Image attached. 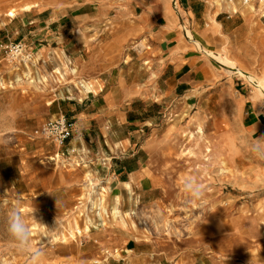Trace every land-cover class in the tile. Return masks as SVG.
Returning a JSON list of instances; mask_svg holds the SVG:
<instances>
[{"label":"rangeland","instance_id":"1","mask_svg":"<svg viewBox=\"0 0 264 264\" xmlns=\"http://www.w3.org/2000/svg\"><path fill=\"white\" fill-rule=\"evenodd\" d=\"M17 43L25 64L0 51V264H28L3 231L10 207L34 248L51 237L43 264H264L249 150L264 137V0H0V45ZM94 93L84 139L32 135Z\"/></svg>","mask_w":264,"mask_h":264},{"label":"clouds","instance_id":"2","mask_svg":"<svg viewBox=\"0 0 264 264\" xmlns=\"http://www.w3.org/2000/svg\"><path fill=\"white\" fill-rule=\"evenodd\" d=\"M250 152L256 159L264 161V137L255 139L249 144ZM182 192L191 202H202L207 197L205 186L196 178H186L182 185ZM55 223L57 224V218ZM3 231L13 243L16 250L27 255L28 264H43L46 247L51 245V237L46 242H41L40 247H33V237L29 224L17 207H10L5 214ZM54 230H50L52 232ZM42 237V238H43ZM41 238V240H42Z\"/></svg>","mask_w":264,"mask_h":264},{"label":"built area","instance_id":"3","mask_svg":"<svg viewBox=\"0 0 264 264\" xmlns=\"http://www.w3.org/2000/svg\"><path fill=\"white\" fill-rule=\"evenodd\" d=\"M0 51H2V54L6 56L9 62L16 63L17 65L27 63L31 56L22 43L0 45ZM74 128V123L71 120L64 114H59L43 122L38 129L33 131L32 135L50 139L61 150L73 136ZM56 156H59L58 152Z\"/></svg>","mask_w":264,"mask_h":264},{"label":"crops","instance_id":"4","mask_svg":"<svg viewBox=\"0 0 264 264\" xmlns=\"http://www.w3.org/2000/svg\"><path fill=\"white\" fill-rule=\"evenodd\" d=\"M27 10L29 9H25V11ZM249 14L250 13L248 12L246 15H249ZM248 20H251V19L247 17L246 22ZM92 97L96 98L98 97V94L94 93ZM98 100L99 98H96L94 101H91L92 108H89L87 110L77 109L76 107L72 108L67 104L68 110L66 112H67L68 119L74 123V127H75L73 137L71 138L73 139V141H71V144H74L76 142L75 139H84L83 135L87 134V129L89 128L87 126V123L90 124L91 120H94L95 116H99L100 105L98 104ZM104 132L108 134V139H112V137L109 135L107 131H104Z\"/></svg>","mask_w":264,"mask_h":264},{"label":"bare ground","instance_id":"5","mask_svg":"<svg viewBox=\"0 0 264 264\" xmlns=\"http://www.w3.org/2000/svg\"><path fill=\"white\" fill-rule=\"evenodd\" d=\"M198 47H200V46H198ZM202 50H203V48H202ZM204 51H206L205 49H204ZM207 52V51H206ZM209 54H212V52H210L209 51ZM213 55V54H212ZM214 56V55H213ZM218 59H220L221 61H223V62H226L227 60L226 59H224V58H222L221 56H216ZM229 61V60H228ZM227 63H229V62H227ZM231 64V63H230ZM238 73H240L241 75H243L244 77H246L248 80H250L251 82L254 80V77H252V76H249V75H247V73L246 72H243V71H241V69L240 70H238ZM254 82V81H253ZM258 84L256 85V87H257V89L259 90V92L261 93V94H264V81H262V79H260L258 82H257ZM88 179V178H87ZM90 181V180H89Z\"/></svg>","mask_w":264,"mask_h":264}]
</instances>
